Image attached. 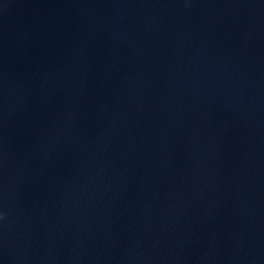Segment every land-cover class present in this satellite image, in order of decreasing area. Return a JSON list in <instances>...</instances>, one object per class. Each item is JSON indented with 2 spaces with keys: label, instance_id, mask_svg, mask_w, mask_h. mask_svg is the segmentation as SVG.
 <instances>
[{
  "label": "water",
  "instance_id": "water-1",
  "mask_svg": "<svg viewBox=\"0 0 264 264\" xmlns=\"http://www.w3.org/2000/svg\"><path fill=\"white\" fill-rule=\"evenodd\" d=\"M0 264H264V0H0Z\"/></svg>",
  "mask_w": 264,
  "mask_h": 264
},
{
  "label": "clouds",
  "instance_id": "clouds-1",
  "mask_svg": "<svg viewBox=\"0 0 264 264\" xmlns=\"http://www.w3.org/2000/svg\"><path fill=\"white\" fill-rule=\"evenodd\" d=\"M3 219H4V213L0 212V220H3Z\"/></svg>",
  "mask_w": 264,
  "mask_h": 264
}]
</instances>
